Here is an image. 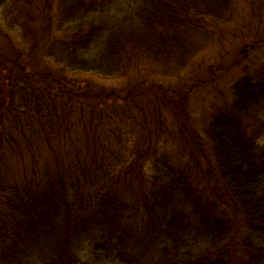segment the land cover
Masks as SVG:
<instances>
[{
	"label": "trees",
	"instance_id": "obj_1",
	"mask_svg": "<svg viewBox=\"0 0 264 264\" xmlns=\"http://www.w3.org/2000/svg\"><path fill=\"white\" fill-rule=\"evenodd\" d=\"M25 1L0 0L1 27L23 42L15 14ZM234 3L55 0L57 35L43 57L74 76L127 78L144 62L171 79L208 45L210 34L196 20L225 21ZM23 66L14 63L17 72ZM33 77L24 73V82ZM257 77L241 80L231 106L208 122L193 149L160 145L145 171L141 165L140 193L138 159L123 144L93 176L77 151L62 167V147L56 167L51 154L42 156L40 178L0 170V264H264V67ZM68 84L62 92L48 88L49 97L67 102L78 94ZM42 118L36 121L45 129Z\"/></svg>",
	"mask_w": 264,
	"mask_h": 264
},
{
	"label": "rangeland",
	"instance_id": "obj_2",
	"mask_svg": "<svg viewBox=\"0 0 264 264\" xmlns=\"http://www.w3.org/2000/svg\"><path fill=\"white\" fill-rule=\"evenodd\" d=\"M54 1L26 0L15 14L18 33L27 41L8 33L0 20V170L12 179L40 178L41 159L51 154L56 167L60 147V159L66 158L59 160L62 167L72 164L77 151L93 176L106 171L95 167L107 169L115 146L123 144V153L130 157L131 151V158L138 159L140 193L146 181L142 170L159 146L187 152L197 146L202 129L231 106L234 88L246 78L256 82L264 67V0H235L225 21L196 20L210 34L208 45L176 77L162 78L144 62L127 78L70 75L42 53L49 37L57 35ZM14 63L24 65V72H17ZM24 73L34 75L31 84ZM70 81L78 94L62 103L49 97L48 88L62 92ZM91 94L102 98L94 102ZM42 100L43 107L37 106ZM40 116L45 129L36 121ZM197 151L203 160L204 151ZM90 154L99 160L94 163Z\"/></svg>",
	"mask_w": 264,
	"mask_h": 264
}]
</instances>
